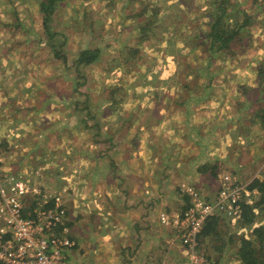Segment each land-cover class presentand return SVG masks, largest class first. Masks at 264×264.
<instances>
[{"label": "rangeland", "instance_id": "obj_1", "mask_svg": "<svg viewBox=\"0 0 264 264\" xmlns=\"http://www.w3.org/2000/svg\"><path fill=\"white\" fill-rule=\"evenodd\" d=\"M125 1L64 0L59 4L60 11H58L56 23L60 27L59 44L62 41V47L67 50L65 51L67 54L65 65L54 58L55 53L51 51L49 43L45 44L47 43L45 37L44 39L42 37L40 28L42 21L41 18H38L41 15L40 6L42 1L0 0V26L12 23L11 32L15 31L14 25L19 23L26 27L27 32L20 30L18 33L27 38L28 41L33 40L34 55L38 57L30 60L28 63L31 65L27 66L31 71L35 70L33 71L34 74L37 71L44 73V78L39 86V94L42 98L44 92L49 91V95L56 104L53 107L55 110L51 108L50 111H44L48 117L55 118L54 121L57 123H54L53 128L56 141L49 139L45 148H50L52 151V161L54 163H61V166H57L64 168V165H67L74 172L66 180L64 184L66 186L59 191L62 192L66 189L68 193L70 190L76 192V197L71 192L67 193L66 196L69 201L75 199L79 202L77 197H82L78 191L79 183L89 182L90 179H85V176H87L86 173L89 171L90 166L98 164L104 169L119 166L121 158L114 156V159L117 160L114 163L115 160L104 153L110 145L106 141L102 145H98L89 139L90 135H98L102 140H107L111 136L115 140L123 136L126 138V135H128L127 138L130 136L132 138V133L128 132L129 127L122 126L118 128L122 121L128 120L127 124H130L133 120L144 121L147 114L144 116V113L141 115H138V113L145 106H151L149 107L152 108L149 110L151 113H157L154 105L160 104L171 106L174 111V109H177L176 103L182 100L177 95L182 94L181 96L185 97L191 94L194 98L200 95L203 89L209 91L205 93V98L211 105L219 103V101L222 106L225 104L233 105L232 109L226 106L225 110L222 109V112L226 117L234 115L236 119L241 120V127L237 130L238 135H242V131H247L250 135L248 141L239 139L237 143L231 141L233 137H230L229 142L224 143V147L220 150L223 154L232 153L235 159H231V161L244 166L249 174L240 176L239 173L231 172V169L228 168L227 172L223 169L220 170V173L233 175L237 182L248 191L249 185L255 179L264 178V153L261 150V148H264V120L255 125L249 124V118L255 117L252 119L254 121L258 118L257 114L259 112H262L264 117V2L257 9L254 7L250 9L251 12L261 13L262 15L249 29L239 30L240 42L235 43L231 50L210 53L206 50V46L203 47V41L193 39L196 34L195 31H197L195 19H193L196 17L195 13L199 17H203L209 10L207 3L210 0H145L144 2L150 3L159 9L158 12H161L163 22H167L170 17L181 22L185 27L182 26L187 38H183L179 33L172 41L145 43L143 44L139 65H122L121 69L116 71V67L113 65L114 61L119 60L118 57L125 56V47L135 41L134 24L124 21L122 5ZM241 1L234 0V7L228 11H237L242 6ZM244 2L247 4L248 0H244ZM32 17L36 20L33 24L30 23ZM199 26L202 27V25ZM175 28L179 29L178 23H176ZM2 36L4 38L8 37L9 41L8 44H5L6 40L0 37L1 50L6 53L12 47L11 38L13 35L2 33ZM163 36L162 30H159L156 38L159 40L164 38ZM38 39L41 40L40 44L37 43ZM16 42H18L17 38L14 39L13 43ZM206 43L208 44V42ZM96 47L107 53L105 55L106 59L100 64L93 63L80 67L81 73L79 72V75L87 78L88 83L77 90V83L73 81L71 71L67 68L71 67L73 69L72 62L77 60L80 52ZM1 50L0 56L3 54ZM109 63H111V67L108 70L109 74H107L108 71L105 68ZM109 86L113 89L125 90L124 93L120 90L116 95L118 99H123V103H121L119 111L115 115L106 107L110 89L105 91L104 88ZM223 95H225V100L222 99ZM234 101H236V104ZM57 105H59V108ZM235 105L238 106L234 107ZM60 107H65L67 111L62 113ZM174 112L178 113L179 110ZM168 114L169 110L166 112V116ZM137 116L140 118H137ZM64 117L66 118L65 122H62ZM245 120L248 122H244ZM159 132L157 131V134ZM35 134H37L36 131ZM63 137L68 140L64 142ZM73 140L75 141L73 142ZM255 140H257V143H255ZM77 142L81 143L77 144ZM58 143L66 150V155L61 156L59 152L61 150L57 148ZM37 144L38 140L35 135L33 148L38 147ZM144 144L149 145L150 148L152 144L154 145L153 142L149 143L148 140ZM74 147L76 149L78 147L80 152H84L85 157L84 155L79 157L69 153L74 150ZM124 148L125 145L122 150H128ZM115 149L117 150L118 146ZM145 149L148 150V147ZM253 149L257 150V153L254 154L259 156L256 162ZM89 151H91L90 158H88ZM250 163L252 166H250ZM230 166L234 168L233 164ZM124 170L127 172L125 174L126 180L128 179L126 181L127 186L136 184V176H130L128 169ZM36 172L37 170H34L32 172H21V174L34 175ZM116 172V176H120L121 172ZM81 173L84 181L79 180ZM31 181L33 180L31 179ZM118 182L113 179L111 184L116 187ZM126 182L124 183L125 186ZM182 186H191L196 190H200L205 199L211 202L216 200L215 196L219 190L216 193H211V189L203 183L201 186V184L184 182L179 186V191L175 190L174 192L178 193L177 195L183 199V205L179 210L187 206L184 201L186 195L181 190ZM59 191L57 194L60 193ZM249 192L252 195L258 193V190L255 189L253 192L249 190ZM145 193H148V190ZM144 196L146 197V194ZM161 199L163 201L162 196ZM84 200H88V198L85 197ZM96 200H98L99 205L94 206V208L102 214H108L105 203H100L99 199ZM90 202L89 200L88 203ZM27 203H30V207H27ZM22 205L23 214L27 216V213L35 207V199L32 197L24 198ZM171 206L177 208L174 203ZM90 209L92 208L87 207L82 211L92 214ZM179 210L177 212H171L169 208L153 210L152 218L156 215L159 218L161 213L174 215L184 212ZM214 219H216V231L212 237L206 238L201 244L202 252L209 256L211 264H240L238 257L239 239L245 236L254 240L252 227L236 225L237 221L235 223V219H231L223 213L214 217ZM257 222L264 225L263 217H260ZM159 226L163 227L162 225ZM111 227L114 228L115 226ZM120 227L119 225L117 229L114 228V231H121ZM168 231L165 227L161 230V238L164 237L166 251L170 247L166 242L169 240L170 235ZM173 252H175L174 249ZM164 255H166V252ZM169 256L173 258L174 263L179 259V255L170 254Z\"/></svg>", "mask_w": 264, "mask_h": 264}, {"label": "crops", "instance_id": "obj_2", "mask_svg": "<svg viewBox=\"0 0 264 264\" xmlns=\"http://www.w3.org/2000/svg\"><path fill=\"white\" fill-rule=\"evenodd\" d=\"M14 28L15 31L11 32L9 26H0V37L6 40L5 44L9 43L8 37L4 38L2 33L13 35L12 47L9 49L8 46L9 50L6 53H3L0 47L3 53L0 56V167L6 172L16 174L41 171L42 178L40 181L37 180V183L43 186L45 192L56 194L66 186L64 185L66 180L74 172L67 165L62 168L59 167L60 162L54 163L52 151L45 148L49 139L56 141L53 128L57 123L54 121L55 118L48 117L44 111H50L49 109L56 104L49 91L44 92L42 98L39 94L44 73L37 71L34 74L35 70L31 71L27 66L31 65L28 63L30 60L38 57L34 55L33 40L28 41L18 33L20 30L27 32L26 27L17 24ZM15 38L18 42L13 43ZM55 90L57 91L56 87ZM203 90L209 92L207 89ZM181 95H177L182 100L176 103L177 109H174L179 110L178 113L174 112L171 106L154 105L160 118L155 120L154 124L157 127L152 133L149 132L151 124L147 120H142L137 124L143 126L141 130H138L136 125H131L133 128L128 130L132 133V138L131 136L127 138L126 135V138L123 136L118 140L113 136L102 140L98 135H90L89 139L95 143L106 141L110 146L104 153L110 155L113 160L114 156L121 158V162L118 167L115 165L116 167L112 169H109L110 167L104 169L98 164L90 166L85 176V179H90L89 182L79 181L80 186L77 189L82 195L81 198L77 197L79 202L67 199L66 226L70 239L75 243V246L66 252L69 264H155L165 256L166 246L164 237L161 238L163 227L159 226L158 215L152 218L153 210L169 208L171 212H177L181 209L183 199L174 192L179 191V186L184 182L201 186L203 183L211 189V193H216L220 187L218 184L220 178L228 174H222L220 170L224 169L227 172L228 168L240 176L249 174L244 166L231 161L235 159L232 153L220 152L230 137H233L231 141L236 143L239 139L243 141L250 139L247 131H242L243 134L238 135L237 130L241 127L239 118L236 119L234 115L226 117L222 112L226 106L232 109L233 105L222 106L220 101L211 105L207 98L200 100V97L204 96L203 91L194 98L191 94L185 97ZM222 99L225 100V95ZM234 102L236 104V101ZM57 106L59 108V105ZM236 106L238 105L234 107ZM149 107L151 106L141 108L138 115L144 113L145 116L152 109ZM60 110L62 113L67 111L65 107H60ZM168 110L169 114L166 116ZM262 115L263 113L259 112L258 118L254 121L252 119L255 117H250L249 124L255 125L263 121ZM65 119L64 117L62 122H65ZM122 126L123 123L118 125V128ZM157 131L160 132L157 134ZM35 135L38 140L37 148H33ZM63 138L64 142L68 140ZM146 140L149 143L153 142L154 145L152 144L151 148L145 145ZM124 145L127 151L122 150ZM57 148L61 150L59 151L61 156L66 155L67 152L62 145L59 144ZM261 150L264 153V148ZM69 153L79 157L84 155L78 147L77 149L74 147ZM88 153L90 158L91 151ZM254 153H257V150L253 149L256 162L259 156ZM231 164L234 168H231ZM205 165L216 168L215 173L208 170L200 175L199 168ZM124 169H128L130 176H136V184L127 186L128 179L126 180L125 176L127 172ZM116 171L121 172L120 176H116ZM82 175L81 173L79 180L84 181ZM32 179L35 180V176ZM113 179L119 181L116 187L111 184ZM146 190L148 193H145ZM71 193H74V197L77 196L76 192ZM84 196L88 200H84ZM96 199H99L100 203H105L108 214H102L94 208L99 205ZM173 203L177 208L171 206ZM27 207H30V203H27ZM87 207L92 208L90 209L92 214L82 211ZM118 224L121 231L116 232L114 228L117 229ZM171 255L179 254L173 252ZM128 258L130 260H127Z\"/></svg>", "mask_w": 264, "mask_h": 264}, {"label": "built area", "instance_id": "obj_3", "mask_svg": "<svg viewBox=\"0 0 264 264\" xmlns=\"http://www.w3.org/2000/svg\"><path fill=\"white\" fill-rule=\"evenodd\" d=\"M41 178V171L16 174L0 167V264H69L66 252L75 244L66 226L68 192H45L37 183ZM218 183L213 202L207 201L200 190L182 186L190 199L187 209L182 214L159 215V224L170 232L166 241L170 247L155 264H211L200 242L208 221L221 213L237 220L243 212L242 204L251 200L249 190L233 175L222 176ZM29 196L34 197L35 207L24 216L22 202ZM173 249L179 254L176 263L169 256Z\"/></svg>", "mask_w": 264, "mask_h": 264}, {"label": "trees", "instance_id": "obj_4", "mask_svg": "<svg viewBox=\"0 0 264 264\" xmlns=\"http://www.w3.org/2000/svg\"><path fill=\"white\" fill-rule=\"evenodd\" d=\"M41 1V15L38 18H41L42 21V24L40 25L42 37L43 39L45 37L47 40V43L45 44L49 43L51 51L55 53L54 58L66 65L67 54L65 51L67 50L62 47V41L60 42L61 45L59 44L60 27H58L56 23L57 14L58 11H60L59 4L64 0ZM144 1L145 0H126L124 5H122L124 21L134 24L135 41H132L133 44L127 45L125 47V56L118 57L119 60L117 59L114 61L113 65L116 67V71L117 69H121L122 65H139L140 59L142 57L141 53L143 50V44L145 43L152 44L155 41H172L173 38H175L179 33L183 38H187V35L184 32L185 27L183 24H181V22L173 19V17H170L167 22H163L161 19V12H158L159 9L154 5ZM233 1L234 0H210L207 3V8L209 10L204 14L203 17H199L198 14L195 13L196 17L194 16L195 18L193 19H195L197 31H195L196 34L193 39L203 41V47L206 46V50H208L210 53L231 50L235 43L241 41V38H239V30L249 29L250 26L262 15L261 13H253L250 9L252 7L255 9L259 8L264 0H248L247 4H245L244 0H242V6L237 11L230 10L231 12H229L228 10L234 7ZM35 21V18L32 17L30 23L33 24ZM176 23H178L179 29L175 28ZM11 24L12 23H7L5 25L11 27ZM18 25L22 24L19 23ZM199 25H202V27L200 28ZM159 30H162L164 38L158 40L156 37ZM40 41L41 40L38 39L37 43L40 44ZM206 42H208V44ZM105 55H107V53L105 51L102 52L99 47L79 53L77 60L72 62L73 69H71V67L67 68L71 71L70 74L73 77V81L77 83V90L80 87H84L88 83L87 78L79 75L81 73L80 67H85L93 63L100 64L105 61ZM107 62L109 61L107 60ZM110 67L111 63L108 64L105 70H110ZM107 74H109V71ZM107 89H110V94L106 100L108 101L106 107L111 113L115 115L119 111L121 103H123V99H118L116 95L120 90L123 93L125 90L113 89L110 88V86L104 88L105 91ZM203 93L204 96H201L200 100L205 99L206 91L203 90ZM157 118H160L158 111L157 113H151L149 111L147 112L145 121L147 120V122L151 124V128L149 130L150 133H152L155 127H157L156 124H154ZM261 119L264 120L263 115ZM127 121L128 120L125 119V121H122V123L123 126H130L129 130H131L133 128L132 126L134 125L138 127V130H141L143 127L142 125H137L138 120H134V122H131L130 124H127ZM96 143L98 145H102L104 141H98ZM208 170H211L212 173H215L216 168L210 165L202 166L199 168V174L202 175ZM248 189L251 192L257 189L258 193L251 195V201L244 202L242 204L243 212L241 217L237 219V224L244 227H253L252 235L255 239L252 240L245 236L240 237L238 257L240 259V264H264V225L258 224L257 222L260 217H263L264 221V178L255 179L251 185H249ZM184 201L187 206L182 208V212L187 209L188 204L190 203L188 196L185 197ZM215 227L216 219L212 218L208 221L206 227L200 235L201 244L206 238H210L212 235H214V232L216 231ZM207 257L209 258V256Z\"/></svg>", "mask_w": 264, "mask_h": 264}]
</instances>
